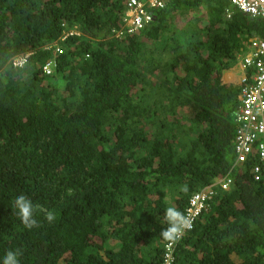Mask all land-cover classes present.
I'll list each match as a JSON object with an SVG mask.
<instances>
[{"label": "trees", "instance_id": "16d2710c", "mask_svg": "<svg viewBox=\"0 0 264 264\" xmlns=\"http://www.w3.org/2000/svg\"><path fill=\"white\" fill-rule=\"evenodd\" d=\"M128 1L0 0V264L16 249L21 264H161L166 208L230 173L175 264H264V181L234 167L239 88L222 83L264 20L167 0L113 38ZM20 194L55 221L24 228Z\"/></svg>", "mask_w": 264, "mask_h": 264}, {"label": "built area", "instance_id": "2783aa9c", "mask_svg": "<svg viewBox=\"0 0 264 264\" xmlns=\"http://www.w3.org/2000/svg\"><path fill=\"white\" fill-rule=\"evenodd\" d=\"M230 3L248 16L264 20V0H230ZM166 6L167 0H129L122 25L120 29L112 32V37L118 39L126 34L138 33L155 20L153 13ZM73 35L81 34L74 28L64 38ZM57 52L61 53L59 50ZM237 61L240 62L239 65L242 66L245 74L239 81L240 103L234 116L236 124L234 167L239 172L248 169L255 181L261 182L264 181V41L252 40L248 51L240 55ZM24 62L19 60L15 66H21ZM44 72L51 74V66L44 67ZM233 184L234 179L230 173L190 198L184 213L191 218L192 227L185 232L179 242L194 230L202 215L210 210L217 196L216 188L228 191ZM178 243L172 247L165 244L161 264H175Z\"/></svg>", "mask_w": 264, "mask_h": 264}, {"label": "clouds", "instance_id": "9594fccd", "mask_svg": "<svg viewBox=\"0 0 264 264\" xmlns=\"http://www.w3.org/2000/svg\"><path fill=\"white\" fill-rule=\"evenodd\" d=\"M181 191L186 192L187 187H182ZM67 194L69 196L73 195V189L69 188ZM13 206L24 228L29 230L41 226L40 222L36 219L37 214H43L49 224L53 223L56 219L53 211L44 208L40 204H33L32 200L24 194H20L15 198ZM165 220L168 226L161 230L160 236L169 247H172L179 242L187 230L191 229L192 220L185 213L173 206L166 208ZM21 255L22 252L19 249L9 250L5 253L2 264H21L19 259Z\"/></svg>", "mask_w": 264, "mask_h": 264}, {"label": "crops", "instance_id": "0c3cea01", "mask_svg": "<svg viewBox=\"0 0 264 264\" xmlns=\"http://www.w3.org/2000/svg\"><path fill=\"white\" fill-rule=\"evenodd\" d=\"M227 13L229 15H231L229 13V11ZM254 39H258V38H253L252 40H254ZM252 40H250L249 45H247L248 48L244 52L239 53L238 57L240 55L245 54L248 51ZM234 68L238 69L235 74H234ZM244 74H245V72H244L242 66L237 65V67H236L235 65H233L232 69L229 70L228 72L224 73V75L222 76V83L229 85V86H236L239 88V81L244 76Z\"/></svg>", "mask_w": 264, "mask_h": 264}, {"label": "rangeland", "instance_id": "374dc122", "mask_svg": "<svg viewBox=\"0 0 264 264\" xmlns=\"http://www.w3.org/2000/svg\"><path fill=\"white\" fill-rule=\"evenodd\" d=\"M238 59V58H237ZM240 62L239 61H234V65L237 67V65H239ZM240 66V65H239ZM238 69L234 68V74L237 72ZM225 82V81H224Z\"/></svg>", "mask_w": 264, "mask_h": 264}]
</instances>
